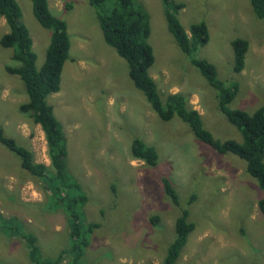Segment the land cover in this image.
Segmentation results:
<instances>
[{
  "label": "rangeland",
  "instance_id": "obj_1",
  "mask_svg": "<svg viewBox=\"0 0 264 264\" xmlns=\"http://www.w3.org/2000/svg\"><path fill=\"white\" fill-rule=\"evenodd\" d=\"M15 1L39 70L51 31L39 25L30 0ZM132 1L149 17L148 41L154 56L149 75L161 98L185 96L215 139L241 143L240 132L218 109L217 90L207 84L169 32L162 0ZM174 1L184 3L178 19L187 34L192 24L204 22L208 28V42L191 56L213 64L222 85L237 84L228 107L251 113L263 106L264 21L254 15L249 1ZM47 2L50 12L66 23L70 49L60 90L46 101L67 140L66 172L88 198L78 209L85 224H99L89 235L82 264H160L173 240L180 209L189 211L195 228L175 264H264V216L257 208L261 191L246 172L245 162L229 153L216 154L178 118L164 122L156 116L130 80L126 61L104 42L97 8L90 0ZM115 5V0L106 1L101 9L108 13ZM7 32L0 17V38ZM237 38L249 45L238 73L231 47ZM12 54V48L0 47V125L6 136L31 150L36 163L49 166L41 128L19 109L28 100L24 85L5 70L20 65ZM134 138L155 147L159 159L154 168L132 158ZM161 176L171 180L179 206L165 197ZM56 200L0 145V219L14 218L23 232L33 233L46 258L69 247L65 203L58 206ZM152 217H157L155 223ZM70 258L64 255L60 264H68ZM0 264H32L21 238L0 231Z\"/></svg>",
  "mask_w": 264,
  "mask_h": 264
},
{
  "label": "trees",
  "instance_id": "obj_2",
  "mask_svg": "<svg viewBox=\"0 0 264 264\" xmlns=\"http://www.w3.org/2000/svg\"><path fill=\"white\" fill-rule=\"evenodd\" d=\"M30 1L33 15L39 25L51 31L43 65L39 70L35 68L36 55L32 50V40L27 28L19 21L21 11L15 0H0V17L4 18L8 27V32L0 38V47L12 48L11 59L20 64L18 67L6 66L5 70L8 74L17 76L24 85L28 100L19 109L29 115L34 125H39L41 128L47 146L49 166L36 163L31 150L18 145L12 137L6 136L1 125L0 145L17 157L22 170L44 184L49 197L57 198L58 206L65 203L63 210L67 216L69 247L60 250L54 258H46L41 254L34 234L23 232L16 219H0V231L4 235L18 236L25 242L28 261L32 264H60L66 254L71 257L68 264H82L85 249L89 245V235L99 224H85L81 210L78 209L79 205L86 204L88 198L82 192L79 182L66 172L67 140L61 124L53 115L52 106L46 101L50 94L59 92L63 65L69 58L70 42L67 26L64 21L50 12L47 0ZM106 1L111 0H90V3L97 8L96 17L104 42L126 61L128 76L134 87L144 95L160 120L169 122L176 117L188 125L196 140L208 146L216 154L229 153L244 161L246 172L256 180L261 191L257 208L264 216V105L251 113L241 109H230L228 105L237 94V84L229 87L222 85L217 79L213 64L206 59H195L191 56L197 48L209 40L206 24L204 22L192 24L190 33L187 34L178 19L184 3L162 0L169 32L179 49L190 57L191 64L198 69L207 84L217 90L218 109L240 132L241 143L215 139L204 129L200 115L188 106L185 96L172 94L165 99L161 98L156 83L149 75L154 56L148 41L150 36L148 14L142 6L134 8L132 0H115V7L108 13H103L101 4ZM248 1L254 15L264 21V0ZM66 7L70 6L66 5ZM248 46V41L241 38L231 41L233 69L236 73L244 68V57ZM130 154L133 159L143 161L151 168L158 164L159 157L155 147L147 145L139 138L132 139ZM159 181L165 197L171 204L179 206V196L171 180L161 176ZM73 191H77V195H71ZM188 216L187 209H180L174 224L173 240L166 247L160 264H175L178 260L189 234L195 228V224L189 221ZM151 220L155 223L157 217H152ZM262 254L264 257V246Z\"/></svg>",
  "mask_w": 264,
  "mask_h": 264
}]
</instances>
